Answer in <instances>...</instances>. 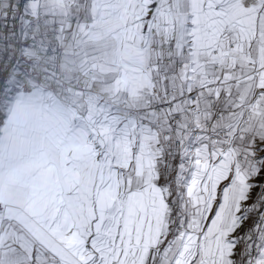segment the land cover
I'll list each match as a JSON object with an SVG mask.
<instances>
[{
	"label": "snow or ice",
	"instance_id": "1",
	"mask_svg": "<svg viewBox=\"0 0 264 264\" xmlns=\"http://www.w3.org/2000/svg\"><path fill=\"white\" fill-rule=\"evenodd\" d=\"M0 264H264V0H0Z\"/></svg>",
	"mask_w": 264,
	"mask_h": 264
}]
</instances>
